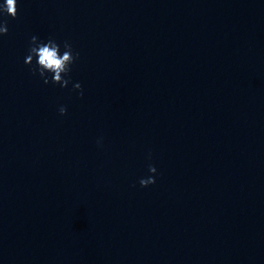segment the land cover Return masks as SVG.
I'll return each mask as SVG.
<instances>
[{"label":"clouds","instance_id":"9594fccd","mask_svg":"<svg viewBox=\"0 0 264 264\" xmlns=\"http://www.w3.org/2000/svg\"><path fill=\"white\" fill-rule=\"evenodd\" d=\"M6 14L13 19L17 17V0H4L0 4V15ZM7 21H0V36L7 35ZM79 59V53H74L73 46L68 41H63V52H61V44L54 38L49 37L47 41H41L37 36H32L29 42L28 52L25 57V64L31 66L30 70L34 75H39L44 84L52 83L66 88L70 83V73L72 65ZM50 74V75H49ZM73 90L79 92L83 96V89L79 82L73 85ZM61 116L67 113V108L61 105L58 108ZM99 144L100 141L98 140ZM151 157L149 156V159ZM148 172L152 175L141 178L139 184L141 187H147L156 182L155 174L157 169L153 164L148 165Z\"/></svg>","mask_w":264,"mask_h":264}]
</instances>
